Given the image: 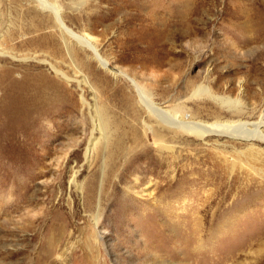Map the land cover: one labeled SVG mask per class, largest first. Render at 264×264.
<instances>
[{"label": "rangeland", "instance_id": "374dc122", "mask_svg": "<svg viewBox=\"0 0 264 264\" xmlns=\"http://www.w3.org/2000/svg\"><path fill=\"white\" fill-rule=\"evenodd\" d=\"M47 1L106 66L33 0H0V264H43L62 229L56 264H264V145L201 140L144 105L234 133L260 122L264 0Z\"/></svg>", "mask_w": 264, "mask_h": 264}, {"label": "bare ground", "instance_id": "6f19581e", "mask_svg": "<svg viewBox=\"0 0 264 264\" xmlns=\"http://www.w3.org/2000/svg\"><path fill=\"white\" fill-rule=\"evenodd\" d=\"M214 1L215 0H212V2H214ZM33 2L42 11H44V10L46 11L47 10L48 12H50V13H52L54 15L55 25H56L55 27L57 28L58 32L60 33L61 38L64 41L65 40L67 41V39H68V40L74 41L76 44H78L82 48H87V49L91 50L93 52L94 57L96 58V60L99 61L102 66H106V63L103 62L99 58V56L97 54V50H96L95 46L92 44L91 38H89L85 34L84 35H77V34L73 33L70 29H68L64 25V23H63V21L61 19V15H60L59 9L56 7L55 4L54 5L50 4L47 0H33ZM240 4H241V0H239V2H238L239 6H237V8H236V12L243 13L244 12V9L242 8L243 5H240ZM66 47H67V44H66ZM192 90H193V93H192L191 97L192 96H195V97L201 96V95H203L205 93L209 95V89L207 87H202V86L199 85L198 87L192 88ZM41 92H42V95H43L44 91H41ZM24 98L25 99L18 100L17 102L19 104H21L22 102H25L27 104H31L32 105V109L28 110V109H25L23 107L21 110L17 109V111H18V112H16L17 114L13 115L15 121L20 123L22 126L23 125H31V123L33 122L32 118H34L33 115L36 113V106L34 104L35 100L33 98V95L32 94H28ZM42 99H45V98H42ZM144 105L146 106V110L148 112H150L152 115H155L159 121H162L163 123L167 124L168 126H170V128L184 130V132L185 131L189 132V134L191 133L193 136H195L198 139L205 140L210 135H216L218 137L228 136V137H233V138H240V139H243L245 141L252 142L254 144L258 143V144H263L264 145V136H263V133H264L263 129L264 128L260 129L261 126H264V114H263V118H262V120L260 122H258L256 124H254V123L247 124V126L250 125L252 129L249 128L250 129L249 130V129H245V127H240L239 132L238 133H234V132H231L229 130V128H228L229 126L224 127V126H219V125H217V126H215V125L214 126H212V125H210V126L209 125H204L202 122L196 120V118H195L196 115L191 114V113H185L183 110H182V112H183L182 117L177 118L175 115L167 114V113H165L166 111L164 112V111H162L160 109L155 108L154 104H150L147 101H144ZM178 106H176V107H178ZM180 108H181V106H180ZM180 111H181V109H180ZM189 112H191V111H189ZM8 115H10V114H8ZM98 120H99V127L98 128H99V131L101 132V136L103 137V142H105L107 140L106 139L107 137H106V133H105V130H104V124L102 123L101 118L98 117ZM7 125H9V124H7ZM11 126H13V125H11ZM96 143H98V142H93L91 140L86 154H88L89 152H93V150L95 149ZM163 148H165V150H166V148H168V147L167 146H163ZM250 152H252L255 155H257V154L259 155L260 154L259 151H256V150H253V149H250ZM97 222L98 221L96 220V223ZM62 231H63V229L61 231L57 232L58 236L55 239H52V238L49 239L48 238L45 241L46 249H45V253L43 255V258H44L43 264H54V263L56 264L57 263L54 259H51L50 256H51L52 251L54 250V248L63 239V232ZM93 235L95 237V233H93ZM96 239H97V236H96ZM78 257H80V260H81V262H83V264H93V259H94L95 256H94L92 251L84 250L83 253L81 255H79ZM148 260H150V259H148ZM151 260L152 261H151L150 264H168V263H165L164 261H162L161 256L156 255V254H155L154 258H152ZM148 264H149V261H148Z\"/></svg>", "mask_w": 264, "mask_h": 264}]
</instances>
